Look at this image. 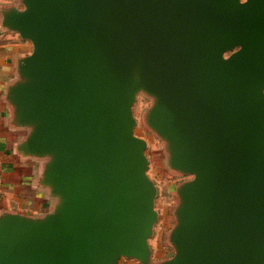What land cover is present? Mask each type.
<instances>
[{"label":"water","instance_id":"water-1","mask_svg":"<svg viewBox=\"0 0 264 264\" xmlns=\"http://www.w3.org/2000/svg\"><path fill=\"white\" fill-rule=\"evenodd\" d=\"M33 45L9 88L18 152L55 200L0 215V264H264V0H22ZM146 125L177 189L175 250L155 261L159 190Z\"/></svg>","mask_w":264,"mask_h":264},{"label":"crops","instance_id":"crops-1","mask_svg":"<svg viewBox=\"0 0 264 264\" xmlns=\"http://www.w3.org/2000/svg\"><path fill=\"white\" fill-rule=\"evenodd\" d=\"M12 7L24 9L22 0H0V215L12 212L32 217L49 213L55 200L41 186L43 162L18 152L28 131L13 123L9 88L19 79V62L30 56L33 45L3 26V13Z\"/></svg>","mask_w":264,"mask_h":264},{"label":"rangeland","instance_id":"rangeland-1","mask_svg":"<svg viewBox=\"0 0 264 264\" xmlns=\"http://www.w3.org/2000/svg\"><path fill=\"white\" fill-rule=\"evenodd\" d=\"M152 106L153 101L150 98L144 94H139L134 106V112L137 119L135 133L148 142V174L159 190L156 201L159 220L155 226L154 235L150 240L153 259L159 262L169 260L175 254L168 237L176 223L174 215L178 204L176 189L180 184L192 180L193 177L177 175L167 169L165 144L146 125V115ZM119 264H138V262L122 259Z\"/></svg>","mask_w":264,"mask_h":264}]
</instances>
